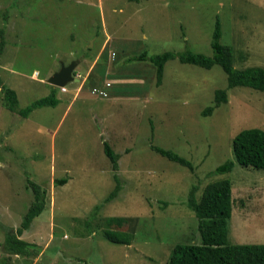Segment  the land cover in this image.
<instances>
[{"label":"rangeland","instance_id":"rangeland-1","mask_svg":"<svg viewBox=\"0 0 264 264\" xmlns=\"http://www.w3.org/2000/svg\"><path fill=\"white\" fill-rule=\"evenodd\" d=\"M217 18L233 66L264 68V0H0V78L18 99L10 110L0 89V264H166L175 244L201 241L192 186L199 199L221 178L231 182L227 241L264 243V169L240 165L232 150L239 131L264 129V93L226 89L219 65L171 59L157 85L149 61H128L142 51L211 55ZM73 60L77 81L47 82ZM52 88L55 106L20 115ZM216 89L227 92L218 106ZM103 140L119 154L115 172ZM226 161L231 171L210 173ZM114 173L120 189L106 200ZM29 180L45 191L44 208L15 253L6 237L34 200ZM105 229L129 233L130 244L106 240Z\"/></svg>","mask_w":264,"mask_h":264},{"label":"trees","instance_id":"trees-1","mask_svg":"<svg viewBox=\"0 0 264 264\" xmlns=\"http://www.w3.org/2000/svg\"><path fill=\"white\" fill-rule=\"evenodd\" d=\"M221 24L215 20L211 39L212 54L206 55L192 50L183 52L164 51L158 54H147L142 51L137 56H131L128 61H149L155 68L156 84L162 82L164 67L167 61L177 58L181 63L194 64L203 68H211L219 65L227 75L226 89L236 86L250 87L264 93V68L260 66H248L236 68L232 63L233 51L230 45L221 42ZM4 40L0 39V54L3 51ZM0 89L10 110H13L18 102L16 92L6 86L0 78ZM226 89H216L214 92V105L227 101ZM58 103L55 90L48 95L32 101L19 110L22 117H27L34 109L42 106H55ZM210 105L203 110L204 115L212 113L214 107ZM103 152L111 162L112 170H118L119 154L116 153L109 143L102 141ZM153 150L165 156L171 161L178 162L183 166L193 169L191 162L175 152L158 146H152ZM232 150L237 163L264 169V129L258 127L246 128L239 131L232 141ZM232 161H226L216 166L210 173H226L231 171ZM115 186L106 200L116 196L120 189L118 176L114 173ZM57 184H65L66 177L60 178ZM34 194V200L29 205L20 226L14 235L6 237L7 243L15 253H22L24 242L18 238L22 232L29 228L32 220L37 217L44 208L45 191L39 184L28 181ZM192 186L187 206L194 211L197 218V229L200 234V243H177L173 246L166 264H264V243L234 244L227 241V222L231 215V182L227 178L216 179L209 182L203 188L200 198L197 199ZM103 236L106 240L130 244L131 235L124 231L105 229ZM87 264V263H83Z\"/></svg>","mask_w":264,"mask_h":264},{"label":"water","instance_id":"water-1","mask_svg":"<svg viewBox=\"0 0 264 264\" xmlns=\"http://www.w3.org/2000/svg\"><path fill=\"white\" fill-rule=\"evenodd\" d=\"M76 63L73 60L67 65L61 64L59 70L48 77L47 82L54 86L64 87L68 82L77 81V78L72 74Z\"/></svg>","mask_w":264,"mask_h":264},{"label":"crops","instance_id":"crops-1","mask_svg":"<svg viewBox=\"0 0 264 264\" xmlns=\"http://www.w3.org/2000/svg\"><path fill=\"white\" fill-rule=\"evenodd\" d=\"M59 88H60V87H59ZM53 89H54V88H52L51 91H52ZM51 91H50V92H51ZM55 91H56V90H55ZM50 92H49V93H50ZM79 93H80V92H78L77 95H79Z\"/></svg>","mask_w":264,"mask_h":264},{"label":"built area","instance_id":"built-area-1","mask_svg":"<svg viewBox=\"0 0 264 264\" xmlns=\"http://www.w3.org/2000/svg\"><path fill=\"white\" fill-rule=\"evenodd\" d=\"M60 89L65 90V87H60Z\"/></svg>","mask_w":264,"mask_h":264}]
</instances>
